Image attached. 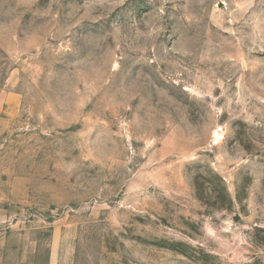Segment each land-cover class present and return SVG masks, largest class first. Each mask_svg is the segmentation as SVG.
<instances>
[{"label":"rangeland","instance_id":"1","mask_svg":"<svg viewBox=\"0 0 264 264\" xmlns=\"http://www.w3.org/2000/svg\"><path fill=\"white\" fill-rule=\"evenodd\" d=\"M0 264H264V0H0Z\"/></svg>","mask_w":264,"mask_h":264}]
</instances>
